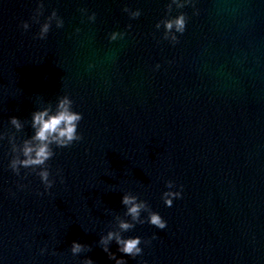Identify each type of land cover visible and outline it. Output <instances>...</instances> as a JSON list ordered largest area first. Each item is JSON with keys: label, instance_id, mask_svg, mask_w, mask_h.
Returning <instances> with one entry per match:
<instances>
[{"label": "water", "instance_id": "obj_1", "mask_svg": "<svg viewBox=\"0 0 264 264\" xmlns=\"http://www.w3.org/2000/svg\"><path fill=\"white\" fill-rule=\"evenodd\" d=\"M58 96L81 139L13 173L31 113ZM109 231L140 237L136 257L107 241L126 264H264V0H0V264H114Z\"/></svg>", "mask_w": 264, "mask_h": 264}, {"label": "clouds", "instance_id": "obj_2", "mask_svg": "<svg viewBox=\"0 0 264 264\" xmlns=\"http://www.w3.org/2000/svg\"><path fill=\"white\" fill-rule=\"evenodd\" d=\"M139 13H133L138 15ZM55 15V13H53ZM59 24L60 22L57 21ZM22 29H27L28 24L26 21H20L19 25ZM185 27V17L183 13H178L176 16L166 19L164 21V28L166 32L172 28L176 32L182 33ZM48 24L45 22L40 26L38 35L43 37V34L47 32ZM115 33L111 34V37H115ZM171 39L176 40V36L172 35ZM159 67V64L155 65ZM81 119V114L74 111L71 108V101L67 96H58L56 100V108L53 111H49L48 108L33 110L31 113V126L32 133L25 138L20 147L19 154L13 155L8 161V167L11 171L17 175H20V168H35L36 166H43L45 162L53 155L50 145L55 144L57 147H65L71 144L74 140L81 139L80 134L77 132V123ZM9 123L15 128L19 129L21 123L18 117L10 116L8 118ZM12 151L17 152L15 145L12 146ZM37 175L47 191L52 185L53 181L49 179V173L47 168L40 167L37 171ZM62 179V177H61ZM166 190L161 193V198L166 206L172 204V198H179L181 192L179 187L177 190H172V181H165ZM22 187V185H20ZM120 202L126 205V211L133 220H137L140 210L144 207L143 201L137 202L134 196L123 194ZM143 222V221H141ZM147 222L159 229L165 227L166 222L161 218L160 214L156 211H150L147 216ZM133 225L128 221H119V228L128 229ZM155 235V234H154ZM115 238L117 245L116 251L127 254L129 257H136L141 253L142 249L139 246L141 239L138 235H131L121 237L119 233H113L109 231L105 236L100 237V243L105 252L108 253L109 259L114 260V264H126L123 256H116L115 253L109 252L107 248V241ZM82 247H86L76 240L71 241L70 251L75 254L81 250ZM43 252V249H41ZM83 264H93L91 258L86 257ZM139 264H145L143 260Z\"/></svg>", "mask_w": 264, "mask_h": 264}]
</instances>
